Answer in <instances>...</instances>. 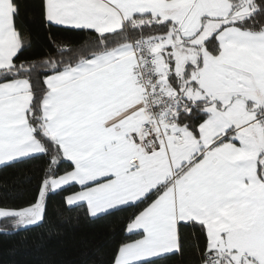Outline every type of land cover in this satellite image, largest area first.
<instances>
[{
    "label": "snow or ice",
    "instance_id": "snow-or-ice-1",
    "mask_svg": "<svg viewBox=\"0 0 264 264\" xmlns=\"http://www.w3.org/2000/svg\"><path fill=\"white\" fill-rule=\"evenodd\" d=\"M31 6L39 56L24 0H0V170L44 165L0 233L65 193L120 218L108 264H264V0Z\"/></svg>",
    "mask_w": 264,
    "mask_h": 264
},
{
    "label": "trees",
    "instance_id": "trees-1",
    "mask_svg": "<svg viewBox=\"0 0 264 264\" xmlns=\"http://www.w3.org/2000/svg\"><path fill=\"white\" fill-rule=\"evenodd\" d=\"M24 23L32 30L34 40L27 55L43 54L46 41L38 16L34 15L31 0H24ZM44 160L32 161L17 168L0 170V197L17 200L28 198L32 183L25 178H38ZM78 189H69V192ZM61 195L49 203L46 219L28 230L0 233V264H108L111 252L122 238L119 217L92 220L84 208L68 210ZM121 216L124 214H120ZM0 222V227H3ZM179 257L170 264H187Z\"/></svg>",
    "mask_w": 264,
    "mask_h": 264
}]
</instances>
